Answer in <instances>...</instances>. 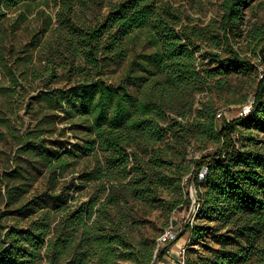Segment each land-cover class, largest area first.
Instances as JSON below:
<instances>
[{
  "label": "trees",
  "instance_id": "16d2710c",
  "mask_svg": "<svg viewBox=\"0 0 264 264\" xmlns=\"http://www.w3.org/2000/svg\"><path fill=\"white\" fill-rule=\"evenodd\" d=\"M38 1L49 0H0V24L10 12ZM52 1L58 5L62 44L74 58L72 73L82 81L77 94L41 91L33 98L38 104L32 107L33 122L18 137L11 164L0 173V220H10L0 223V264L159 261L165 256L155 254L156 243L130 237L129 203L159 200L163 191L173 189L176 176L180 181L183 175L191 141L220 144L213 154L199 157L185 178L194 189V215H202L208 226L200 229L187 222L177 238L184 233L200 238L201 231L209 230L220 244L196 264H244L253 257L264 264V73L249 114L221 127L211 95L231 92V70L249 68L246 56L235 48V37L242 34L243 9L254 0H221L220 15L205 26L194 24L181 6L167 0H108L102 20L81 27L74 7L85 0ZM138 33H144L149 51L128 59L129 44ZM246 37L264 60V25ZM203 42L209 48L198 58ZM38 45H26L27 56L30 46ZM126 61L123 79L107 83L105 70ZM5 90L0 82V92ZM205 91L210 96L193 107L196 95ZM61 111L80 119L72 128L83 130L82 143L49 138ZM88 154L96 166L76 171L78 159ZM88 184L93 192L87 199L75 196ZM191 201L187 190L183 203ZM169 202L171 209L181 204L173 198ZM184 264L191 262L185 258Z\"/></svg>",
  "mask_w": 264,
  "mask_h": 264
},
{
  "label": "rangeland",
  "instance_id": "374dc122",
  "mask_svg": "<svg viewBox=\"0 0 264 264\" xmlns=\"http://www.w3.org/2000/svg\"><path fill=\"white\" fill-rule=\"evenodd\" d=\"M108 0H85L84 5L77 4L74 20L78 27L83 24L93 25L102 20L107 12ZM174 6H181L188 14L193 23L199 26L207 25L212 19L220 15L219 4L221 0H167ZM88 3V4H87ZM58 5L52 0L38 1L31 3L27 8H20L10 12L3 23L0 24V82L5 92H0V118L3 116L0 124V173L7 170L10 163V157L16 148L17 140L20 135L26 132L27 128L33 122L35 114L32 107H38L33 99L41 91L58 90L63 95L66 93L77 94L76 87L82 81L81 77L73 72L72 62L74 58L63 46V35L60 34L57 27L59 23L56 19ZM22 14L21 16H19ZM264 25V0H254L243 9V24L241 25L242 34L235 37V48L240 51L241 56H246L248 70H231L229 82L231 92H219L211 94L215 101L217 111H222L224 117L217 120L218 127L235 119L240 108L250 102L254 97V91L257 81L264 73V60L255 50V42L246 36L255 26ZM49 41V45L45 42ZM38 42V46H30L31 56H27L26 45ZM207 42H203L202 49L197 53L198 58L208 49ZM149 48L144 44V33H138L135 37V43L129 44L128 59L135 54L148 52ZM78 61V60H76ZM28 63V65H24ZM127 61L121 67L105 70L103 78L107 83L117 84L123 79ZM5 68H8L11 74L15 75L17 83L9 80L5 74ZM92 72V71H90ZM72 73V74H71ZM234 93V94H231ZM210 94L207 91L197 94L193 107H197L205 101ZM242 99L241 102H235ZM62 110V109H61ZM80 119L77 116H67L63 111L60 112V118L56 122V129L49 138L60 139L73 143H82L86 135L79 127H73L72 123L79 124ZM251 131L262 138V133L255 127ZM243 137L247 136L243 131ZM220 143L208 142L199 144L191 141L187 147L185 162L181 167L183 172L180 181H174V188L165 190L161 193L160 199H153L151 202L131 201L129 203L130 215L132 217L130 237L135 241H146L147 243H157L160 232L168 224H172L174 230L179 235L185 224L190 222L197 228L206 229L208 222L202 215L195 214L192 210V201L184 204L185 192L191 191L190 185L185 178L194 166L196 160L203 155H210L216 152ZM96 166V160L91 155H85L78 159L75 170L89 171ZM77 175V172L74 173ZM41 181V180H40ZM38 186L41 187L40 182ZM89 186V187H88ZM83 187L79 193L81 200L87 199L93 192V188L88 184ZM190 188V189H189ZM203 189V188H202ZM194 193V190L192 189ZM0 196V212L4 211V203ZM173 200L180 201L181 204L171 209ZM182 199V200H181ZM9 218H2L1 224L10 222ZM200 238L189 239L188 233H184L172 244V248L179 245H187L185 258L186 263L196 264L199 257L207 255L209 252H215L220 249L211 235L210 231H201ZM229 246V245H227ZM156 248V244H155ZM154 248V252H155ZM173 253V252H172ZM156 264H175V254L165 256ZM154 262V264H155ZM117 264H132L129 260H120ZM244 264H258L255 257Z\"/></svg>",
  "mask_w": 264,
  "mask_h": 264
},
{
  "label": "built area",
  "instance_id": "2783aa9c",
  "mask_svg": "<svg viewBox=\"0 0 264 264\" xmlns=\"http://www.w3.org/2000/svg\"><path fill=\"white\" fill-rule=\"evenodd\" d=\"M253 100L248 102L247 104L243 105L239 112H238V117H244L249 114L251 106H252ZM216 120L224 117V114L222 111H217L215 114ZM206 168L203 167L201 170L198 172V178L201 179L203 178L205 174ZM186 181V179H185ZM191 188V189H190ZM189 189V194L192 198V210L194 211V203H195V197L194 193L192 192L193 187H190ZM194 190V189H193ZM177 240V232L174 230L172 224H168L159 234L157 238V243H156V248H155V254L158 252L164 253V256H172V254H175V264H184L185 263V251H186V246L179 245L175 248V251L171 247L172 244ZM173 252V253H172Z\"/></svg>",
  "mask_w": 264,
  "mask_h": 264
}]
</instances>
